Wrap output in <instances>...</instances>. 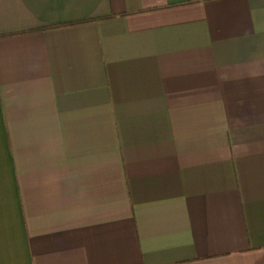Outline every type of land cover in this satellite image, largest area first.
Segmentation results:
<instances>
[{
    "label": "crops",
    "instance_id": "obj_1",
    "mask_svg": "<svg viewBox=\"0 0 264 264\" xmlns=\"http://www.w3.org/2000/svg\"><path fill=\"white\" fill-rule=\"evenodd\" d=\"M0 264H264V0H0Z\"/></svg>",
    "mask_w": 264,
    "mask_h": 264
}]
</instances>
